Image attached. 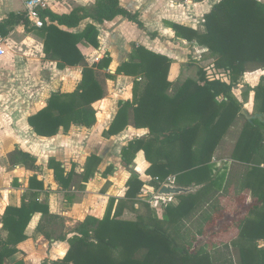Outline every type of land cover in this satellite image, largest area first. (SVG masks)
<instances>
[{
  "label": "trees",
  "instance_id": "16d2710c",
  "mask_svg": "<svg viewBox=\"0 0 264 264\" xmlns=\"http://www.w3.org/2000/svg\"><path fill=\"white\" fill-rule=\"evenodd\" d=\"M119 16L146 32L140 14L122 7L119 0H97L92 11L77 8L64 15L44 10L41 29L30 27L25 13H12L0 22V38H7L20 25L28 32L38 30L44 39L46 59L56 61L61 68H83L81 83L74 92L52 94L47 106L29 118L38 136L54 137L61 129L68 132L72 126L93 127L97 122L93 104L104 95L95 69L109 70L112 62L110 56H105L89 66L78 49L82 42L99 47L96 26L88 25L81 33H71L60 26L76 29L88 18L103 24ZM166 25L176 38L206 48L213 59L212 67L226 73L229 82L210 76L202 67L198 68V79H187L176 95L169 97L166 93L171 87L168 75L172 60L135 46L129 60L116 70V75L136 78L133 101L120 102L107 134L115 136L124 131L132 111L135 127L148 129L149 135L129 142L122 151L123 163L129 167L136 154L144 151L150 163L146 175L151 188L158 191L174 176L175 185L192 191L176 197L177 204H166L162 216H158L139 199L146 183L141 174L131 169L125 196L110 198L102 219L88 215L70 238L60 236V241L69 243V250L52 264H264V248L258 244L264 241V82L253 90L252 115L243 114V105L234 95V88L246 73L264 70V0H220L204 15V32L179 23ZM107 77L114 80L116 76L108 73ZM139 78L144 79L143 85ZM239 115H244L246 121L232 160L244 165L246 173L242 179L237 173L225 185L226 174H215L212 160ZM9 162L30 171L38 169L37 160L18 149L10 153ZM101 162L99 156L88 157L84 172L78 176L83 183L80 190H85L84 183L99 172ZM49 168L61 187L70 191L77 176L75 169L66 172L63 164L54 159ZM236 183L240 191L252 193L250 204H244L239 188L231 186ZM30 188L42 190L44 185L33 177ZM221 194L234 197L231 209H242L246 216L227 217L226 209L231 205L221 199ZM38 196L31 192L20 207L6 209L2 223L8 237H0V264L19 252L18 246L27 240L26 230L36 213L54 219L49 206L40 203ZM67 199L72 203L74 196L68 193ZM125 213L133 216L127 218ZM232 227H238V238L231 244L215 246L214 239ZM199 237H207L209 246L197 248ZM231 246L239 249V262L234 260Z\"/></svg>",
  "mask_w": 264,
  "mask_h": 264
},
{
  "label": "crops",
  "instance_id": "0c3cea01",
  "mask_svg": "<svg viewBox=\"0 0 264 264\" xmlns=\"http://www.w3.org/2000/svg\"><path fill=\"white\" fill-rule=\"evenodd\" d=\"M219 1L193 3L190 0H119L122 7L140 14L146 32L121 16L103 24L88 18L76 29L60 26V29L71 33H81L88 25L96 26L99 32V47L94 48L82 42L78 49L89 66L98 63L105 56H110L112 62L109 70L95 69V77L104 91L103 98L93 104L96 124L91 128L72 126L68 132L61 129L56 136L49 138L38 136L29 125V118L47 106L52 94L74 92L81 83L83 68H61L56 61L46 59L44 39L38 30L28 32L20 25L7 38H3L6 54L0 58V237L3 240L8 237L2 223L6 209L10 206L20 207L23 199L31 192L39 194V202L47 204L50 214L54 217L45 219L41 213H36L26 230L27 240L18 246L19 252L5 264H52L63 259L69 250V243L60 241L59 237L70 238L88 215L102 219L109 199L125 196L126 183L130 179L126 168L132 169L134 166L146 183L144 187L151 188L148 184L150 178L146 175L150 163L146 160L144 151L136 154L133 164L129 167L122 160V151L129 142L145 138L149 135V130L135 127L131 111L129 124L124 131L115 136L107 134L119 111L120 102L133 101L136 80L134 77L116 75V70L129 60L135 46H143L172 60L168 75L171 87L166 93L169 97H174L187 79H198V68L206 67L210 76L229 82L226 73L212 67L213 59L206 48L176 38L173 30L166 25L167 22L179 23L204 32L203 17ZM46 2V10L64 15L77 8L92 11L97 0ZM12 13L26 14L25 0H0V22ZM150 34L157 36L151 37ZM108 73L115 75V79H109ZM138 81L142 85L145 82L141 78ZM261 81L264 82V70L250 71L234 88V95L243 105V114H254L253 90ZM245 121V116L239 115L214 152V172L226 174L225 185L237 173L241 179L246 173L244 165L232 160ZM17 149L37 160L36 171L27 170L22 165L10 164L9 155ZM91 155L102 159L99 172L88 183H84L85 190H80L79 187L83 183L78 176L84 172L86 161ZM76 157L81 158L80 165L74 160ZM51 159L62 163L66 172L75 169L77 176L74 177L70 191L64 190L56 181L54 171L49 168ZM107 169L112 171L107 172ZM33 177L43 183L42 190L30 188V180ZM171 178L176 182V177ZM237 184L231 186L239 188L238 193L241 192L245 198L244 204H250L253 201L252 193L240 191ZM68 193L74 196L72 203L67 199ZM223 195L221 194V199L231 205L226 209L227 217L246 216V211L242 209H231L235 202L234 197ZM39 226L42 227L41 231L38 230ZM229 231L232 235L224 244H231L238 238V227H232L219 236ZM258 244L264 248V241H259ZM234 249L239 252L238 248L231 246V250Z\"/></svg>",
  "mask_w": 264,
  "mask_h": 264
},
{
  "label": "rangeland",
  "instance_id": "374dc122",
  "mask_svg": "<svg viewBox=\"0 0 264 264\" xmlns=\"http://www.w3.org/2000/svg\"><path fill=\"white\" fill-rule=\"evenodd\" d=\"M74 160L76 161V163L78 165H80L81 163V158L79 157H76L74 158ZM127 169V172L130 173V177H131V172H130V168H126ZM132 169H134V166L132 167ZM108 187V185H107ZM104 188V187H103ZM106 188V187H105ZM122 188V187H120ZM119 188V189H120ZM107 189V188H106ZM103 191V190H102ZM109 199V198H108ZM139 199L144 201V202H147L150 207L155 211V213L158 215V216H162L163 212H164V209L166 207V204H169V203H172V204H175L176 203V199L175 198H172V197H163V196H159L158 195V192L155 191L153 188H146V187H143V190H142V193L139 195ZM108 201V200H107ZM140 208V207H139ZM142 210V209H141ZM133 213H125V217L127 218H131L133 215ZM59 228V227H58ZM192 232H194V230H192ZM230 232V233H229ZM227 233H224L223 235L219 236V237H216L214 240V243L216 246L218 245H223L224 242H226L227 240L230 239L231 235H232V232L229 231ZM57 236V235H56ZM198 243H197V248L199 246H202L204 244H206L207 242V237H199L198 238ZM208 245V244H207ZM209 246V245H208ZM233 251V255H234V258L235 260H239V252L234 249L232 250ZM60 260V259H59ZM48 261V259H47Z\"/></svg>",
  "mask_w": 264,
  "mask_h": 264
},
{
  "label": "built area",
  "instance_id": "2783aa9c",
  "mask_svg": "<svg viewBox=\"0 0 264 264\" xmlns=\"http://www.w3.org/2000/svg\"><path fill=\"white\" fill-rule=\"evenodd\" d=\"M47 8L48 4L46 0H25L26 16L32 27L36 29L43 28L44 22L42 20V12ZM4 42V39L0 38V58L6 54L3 48ZM163 184L175 185V179L170 177Z\"/></svg>",
  "mask_w": 264,
  "mask_h": 264
},
{
  "label": "water",
  "instance_id": "95a60500",
  "mask_svg": "<svg viewBox=\"0 0 264 264\" xmlns=\"http://www.w3.org/2000/svg\"><path fill=\"white\" fill-rule=\"evenodd\" d=\"M191 191V189H186L177 185L162 184V186L158 190V195L163 197L176 198L181 195L188 194Z\"/></svg>",
  "mask_w": 264,
  "mask_h": 264
}]
</instances>
